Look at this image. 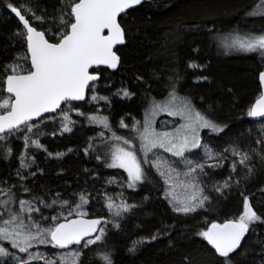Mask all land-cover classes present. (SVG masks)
<instances>
[{"label":"snow or ice","instance_id":"1","mask_svg":"<svg viewBox=\"0 0 264 264\" xmlns=\"http://www.w3.org/2000/svg\"><path fill=\"white\" fill-rule=\"evenodd\" d=\"M143 3L145 0H61L59 11L51 21H46L43 15H37L31 8H25L22 14L13 4L6 5L22 26L13 35L23 41L26 51L14 62L0 66V76L3 77L0 79V152L3 159L12 158L14 149L11 145L22 139L23 151L16 158L20 161L17 177L24 181L27 177L20 169H31L35 163V155L30 149L53 155L40 141V137L45 135L40 125L47 120L55 123L59 117L60 134L70 133L75 124L70 114L75 110L90 124L99 125L111 133V140L105 138L104 131L99 133V137L106 144L105 166L123 169L127 173L121 187L138 188L148 178L146 168L154 169L162 181L163 198L174 213L190 216L207 212L206 205L211 197L206 193L203 182L207 178L206 169L223 167V161L230 155L231 171L235 173L238 166L241 167L243 179L247 182L256 172L254 157L264 164V148L244 152L230 147L220 153L214 152L203 142L201 132L207 129L210 134L219 135L228 125L212 118L207 109H198L188 97L180 96L175 81L169 84L170 90L164 100L151 98L143 122L135 121L131 127L120 122L122 128L135 133L131 138L112 131L107 116H89L79 111L89 101L111 103L108 97L96 94V82L108 69L114 70L120 65L117 46L125 44L127 35L121 24L122 14ZM247 15L264 19V0L255 3ZM27 16L31 17V22ZM37 22L43 26L40 30L33 26ZM218 47L225 54L253 53L264 59V31L241 32L235 29L218 39ZM189 67L200 66L189 64ZM259 81L264 85V71L259 73ZM116 95L130 99L134 94L121 89ZM160 113L179 118L171 131L156 129L155 118ZM246 115L264 126V93L247 109ZM260 133L256 143L264 145V127ZM48 135L55 136L56 132ZM161 149L175 159L162 157ZM198 149L204 152V162L192 158L198 155ZM89 150L94 151L91 144L85 152ZM63 155L56 153L57 158ZM96 159H101L99 153ZM208 160H216L217 163L208 164ZM107 183L111 184L113 180ZM239 184V179L233 180L229 175L212 190L224 196L226 190ZM15 187H0V264H33L34 261L82 264L84 250L91 248L96 253L107 243V226L111 224L119 229V219L136 207L128 204L122 193L119 203L115 197L105 193L103 206L111 219L89 218V206L94 195L86 189L73 193L72 199H65L56 192L47 198L37 196L26 200L18 198ZM24 192H30V189L24 187ZM46 210H49L48 215H45ZM257 222L264 223V217L258 215L245 196L243 211L238 218L223 223L212 222L197 235L211 245L221 258V264H233V254H238L241 242ZM159 236L160 233H156L151 240ZM41 246L57 251L50 256L48 252L39 250ZM136 250L134 243L129 251L134 253ZM99 259L102 264H114L111 251L100 253Z\"/></svg>","mask_w":264,"mask_h":264},{"label":"trees","instance_id":"2","mask_svg":"<svg viewBox=\"0 0 264 264\" xmlns=\"http://www.w3.org/2000/svg\"><path fill=\"white\" fill-rule=\"evenodd\" d=\"M258 2L145 0L122 16L121 24L127 35L125 46L117 51L121 57L119 68L107 70L96 83V94L108 97L111 103L103 100L81 102L83 106L79 111L107 116L110 125L118 130L122 120L127 124L131 118L142 120L151 98L164 99L170 90L169 84L175 81L181 95L191 99L198 109H207L218 122L228 125L219 135L210 134L208 130L203 132V142L214 152L220 153L230 147L244 152L261 150L264 145L256 141L264 126L259 121H251L246 112L261 94L259 73L264 70V59L253 53L225 54L218 47V39L235 29L264 31V19L247 15ZM8 3L23 14L25 8H31L46 21H51L59 11L61 0H0V66L14 62L26 51L23 41L13 35L22 26L6 7ZM27 18L31 22V17ZM33 26L39 30L43 27L38 22ZM189 64L200 67L190 68ZM205 76L207 80L202 79ZM121 89L134 95L130 99L116 95ZM70 118L75 121L73 130L63 135L60 134L59 117L55 123L47 120L40 125L45 133L40 141L53 155L30 149L35 155L33 170L36 175L27 177L24 182L17 177L20 161L16 158L23 151L22 139L11 145L14 149L12 158L3 159L0 152V187L15 185L18 198L26 200L37 196L47 198L56 192L65 199H72L73 193L86 189L94 195L89 217L104 218L107 216L104 194L109 196L114 191L107 181L109 177L124 179L126 174L105 166V148L96 147L101 141L97 133L99 126L90 124L75 110ZM54 131L55 136L48 135ZM89 144L94 151L86 153ZM56 153L65 155L57 158ZM97 153L100 160L96 159ZM197 153L192 158L204 162V158H200L202 152ZM253 162L256 172L247 182L241 167L238 166L235 173L231 171L230 155L223 161V167L207 168V178L203 182L211 197L206 205L209 210L190 216L178 215L171 210L163 198L162 181L154 169L146 168L148 178L145 183L136 189L124 190L128 202L136 207L118 221L119 229L111 224L107 226V243L96 253L91 248L86 249L82 264H102L99 255L104 251H111L114 264H221L215 250L197 233L206 230L212 222L223 223L238 218L245 196L258 215L264 217V164L258 157H254ZM229 175L233 180L239 179L240 184L220 196L212 189ZM24 187L30 192H24ZM48 214L49 210H46L45 215ZM156 233H160L159 238L151 240ZM134 243L137 250L133 253L129 249ZM237 253L233 254V264H264V223L257 222L250 227Z\"/></svg>","mask_w":264,"mask_h":264},{"label":"rangeland","instance_id":"3","mask_svg":"<svg viewBox=\"0 0 264 264\" xmlns=\"http://www.w3.org/2000/svg\"><path fill=\"white\" fill-rule=\"evenodd\" d=\"M96 87H97V86H96ZM177 91H178V90H177ZM178 93H179V92H178ZM4 95H5V94H4ZM179 95L185 97L184 95H181L180 93H179ZM164 99H165V98H164ZM164 99H161V100H164ZM158 101H160V100H158ZM144 114H145V113H144ZM93 115H94V114H93ZM95 115H100V116H102L101 114H97V113H96ZM89 116H90V115H89ZM163 117H166V118H165L166 120L161 119V118H163ZM143 120H144V117H143L142 120H138V119L131 118V119H130V123H129L128 125H129V127H131L135 121H141V122H143ZM177 120H179L178 117L169 116L167 113H160V114L157 115L156 118H155V127H156V129H157L158 131H171L172 128H173L174 126H176V124H175L174 122L177 121ZM122 121H123L125 124H127L124 120H122ZM158 123H160V124H158ZM93 125L96 126V127L99 126V125H95V124H93ZM165 125H167V126H165ZM118 126H119L118 130H117L116 128H113V127L111 126L112 131H115L117 135L125 136V137H129V138L135 136V133H134V132H130L129 129L122 128V127L120 126V123H119ZM98 128H99V131L97 132V133H98V137H99V133H100L101 131H104V136H105V138H107L108 140H111V133H110L109 131L100 128V126H99ZM116 130H117V131H116ZM205 130H207V129H205ZM205 130H203V131L201 132V136H202V137H203V132H204ZM99 138H100V137H99ZM100 140H101V139H100ZM135 142H136L137 144L139 143L138 141H135ZM101 146H103V148H105L104 150L106 151V144H105V142L102 141V140H101L100 142L97 143L96 147L99 148V149H101V148H102ZM101 150H102V149H101ZM159 152H160V155H161L162 157H164V158H167V159H175V158L171 157V154H170V153H166V152H164L162 149L159 150ZM196 152H202V153H200V155H201L200 158L203 157L204 160L206 159V157L204 156V152H203V150L198 149V150H196ZM103 153L105 154V152H103ZM105 159H106V157H105ZM213 161H215V160H208V164H213ZM34 167H35V163L33 164V166H32L31 169H28V170L21 169V172H22L23 175H25L26 177L32 176L31 173L34 172V170H33ZM112 169H114V168H112ZM116 170H119V171H123V172H124L123 169H116ZM124 173L127 175L126 172H124ZM25 180H26V179H25ZM25 180H24V181H25ZM108 180H113V183H111L110 185L113 186L112 188H113V190H114L109 196L115 197L116 202L119 203V202H120V199H121V195H120V194L122 193V194H123V199H125V200L127 201V203L130 204V203L128 202L127 198L124 196V190H125L127 187H126V186H124V187H121V186H120V185L123 183V180H124V179H123V178H119V177H109ZM24 181H21V182H24ZM205 191H206V193H207V188H205ZM0 196H2V193H0ZM131 205H132V204H131ZM105 211H106V209H105ZM106 213H107V212H106ZM124 216H125V215H124ZM124 216H123V217H124ZM106 217L109 218V219H111V217H108V214H107ZM104 218H105V217H104ZM121 219H122V218H121ZM119 220H120V219H119ZM39 250H40V251H44V252H48V254H49L50 256H51L53 253H55V252L57 251V250H55V249L45 248L44 246H41ZM85 250H86V249H85ZM85 250H84V251H85ZM21 255H23V254H21ZM82 259H83V258H82ZM33 264H42V262H36V261H34Z\"/></svg>","mask_w":264,"mask_h":264},{"label":"water","instance_id":"4","mask_svg":"<svg viewBox=\"0 0 264 264\" xmlns=\"http://www.w3.org/2000/svg\"><path fill=\"white\" fill-rule=\"evenodd\" d=\"M139 6H140V5H139ZM136 7H138V6H136ZM136 7H135V8H136ZM131 10H132V9H129L128 12L131 11ZM128 12H127V13H128ZM22 14H23V13H22ZM123 15H125V14H122V16H123ZM13 16L15 17L14 14H13ZM15 18H16V17H15ZM16 19L18 20V18H16ZM122 27H123V26H122ZM38 30H39V29H38ZM125 44H126V42H125ZM125 44H124V45H118V46H117V49L120 48V47L125 46ZM117 55H119L118 52H117ZM119 56H120V55H119ZM120 58H121V57H120ZM120 64H121V62H120ZM119 66H120V65H119ZM119 66H118L116 69H114V70H113V69H108V70L115 71V70H117V69L119 68ZM263 71H264V70H263ZM100 79H101V78H100ZM99 81H100V80H99ZM99 81H98V82H99ZM98 82H96V83H98ZM259 82H260V81H259ZM260 84H261V82H260ZM261 93H264V85H262V84H261ZM6 94H7V93H6ZM46 115H49V114H46ZM51 115L54 116L55 114H51ZM249 119H250L251 121H256V120H253L252 118H249ZM89 218H101V217L94 216V217H89ZM215 223H216V222H215ZM74 247H75V246H74Z\"/></svg>","mask_w":264,"mask_h":264},{"label":"flooded vegetation","instance_id":"5","mask_svg":"<svg viewBox=\"0 0 264 264\" xmlns=\"http://www.w3.org/2000/svg\"><path fill=\"white\" fill-rule=\"evenodd\" d=\"M5 95H7L6 93H4Z\"/></svg>","mask_w":264,"mask_h":264}]
</instances>
